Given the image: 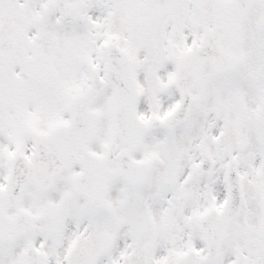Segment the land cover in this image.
Wrapping results in <instances>:
<instances>
[{
  "label": "snow or ice",
  "instance_id": "6c2138e0",
  "mask_svg": "<svg viewBox=\"0 0 264 264\" xmlns=\"http://www.w3.org/2000/svg\"><path fill=\"white\" fill-rule=\"evenodd\" d=\"M0 264H264V0H0Z\"/></svg>",
  "mask_w": 264,
  "mask_h": 264
}]
</instances>
